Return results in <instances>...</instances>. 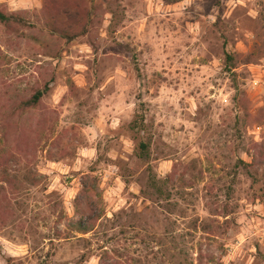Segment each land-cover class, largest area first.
<instances>
[{
  "label": "rangeland",
  "instance_id": "374dc122",
  "mask_svg": "<svg viewBox=\"0 0 264 264\" xmlns=\"http://www.w3.org/2000/svg\"><path fill=\"white\" fill-rule=\"evenodd\" d=\"M43 1L0 0V264H264V0Z\"/></svg>",
  "mask_w": 264,
  "mask_h": 264
},
{
  "label": "trees",
  "instance_id": "16d2710c",
  "mask_svg": "<svg viewBox=\"0 0 264 264\" xmlns=\"http://www.w3.org/2000/svg\"><path fill=\"white\" fill-rule=\"evenodd\" d=\"M55 6L57 8V11L69 13L71 16V18L68 20V28L63 31L65 34L64 36L68 38H73L76 35L83 34L87 30V23H89L92 9L95 7V5H89L86 0H44L42 8L44 11H47L49 7L55 8ZM0 22L5 25H11L15 22L24 24L26 21L18 13H7L0 8ZM232 58L233 57L230 53L226 55L227 61L232 60ZM46 88L47 84L44 86V88L36 89L29 97V99L25 101V105L34 107L37 104L39 98L45 93ZM130 125L131 128L136 130L137 132H142V130L144 129V114L142 112L136 114L132 119ZM137 154L140 157L148 156V143L143 139H139L137 142ZM169 179H171V177H165V180ZM147 185L148 187L153 188V191L155 193L156 190H160L158 179L156 177H150ZM102 213L103 212L97 207L96 204H92L90 206L89 212L81 214L77 218L68 219V223L70 227L74 228L76 231L86 233L94 229L95 221L100 218ZM97 248L100 249V251L96 253L98 264H116V260L113 258L115 257V255L118 256L117 248H109L105 244L99 245V247ZM196 252V259H199L198 261H201L202 253L200 248H198ZM153 253H156V250H154ZM193 260L194 258L191 257L190 260L188 259L187 264H193Z\"/></svg>",
  "mask_w": 264,
  "mask_h": 264
}]
</instances>
